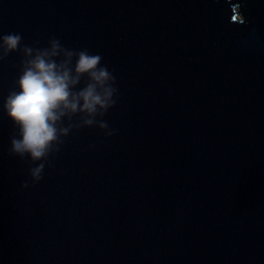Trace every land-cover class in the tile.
Returning a JSON list of instances; mask_svg holds the SVG:
<instances>
[{"label":"water","instance_id":"obj_1","mask_svg":"<svg viewBox=\"0 0 264 264\" xmlns=\"http://www.w3.org/2000/svg\"><path fill=\"white\" fill-rule=\"evenodd\" d=\"M9 32L100 54L119 93L35 185L0 110V264H264V0H0Z\"/></svg>","mask_w":264,"mask_h":264},{"label":"clouds","instance_id":"obj_2","mask_svg":"<svg viewBox=\"0 0 264 264\" xmlns=\"http://www.w3.org/2000/svg\"><path fill=\"white\" fill-rule=\"evenodd\" d=\"M38 43H23L20 33H0V62L10 53L20 57L19 74L0 101L14 129L8 154L31 165L27 172L32 185L43 179L50 157L74 130L96 127L105 136L115 133L103 117L119 93L100 54L67 48L56 37L44 47ZM28 186V179L21 182V187Z\"/></svg>","mask_w":264,"mask_h":264}]
</instances>
